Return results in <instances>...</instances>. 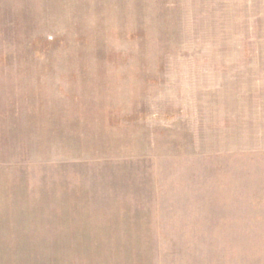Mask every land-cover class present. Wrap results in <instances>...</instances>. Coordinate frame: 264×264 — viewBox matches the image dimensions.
<instances>
[{
    "label": "rangeland",
    "instance_id": "rangeland-1",
    "mask_svg": "<svg viewBox=\"0 0 264 264\" xmlns=\"http://www.w3.org/2000/svg\"><path fill=\"white\" fill-rule=\"evenodd\" d=\"M0 264H264V0H0Z\"/></svg>",
    "mask_w": 264,
    "mask_h": 264
}]
</instances>
